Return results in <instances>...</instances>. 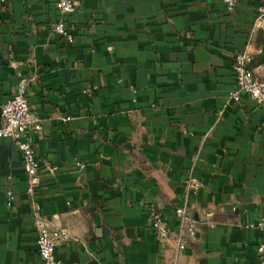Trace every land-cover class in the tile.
Masks as SVG:
<instances>
[{
	"label": "crops",
	"instance_id": "crops-1",
	"mask_svg": "<svg viewBox=\"0 0 264 264\" xmlns=\"http://www.w3.org/2000/svg\"><path fill=\"white\" fill-rule=\"evenodd\" d=\"M263 2L73 0L66 41L51 31L56 0H0V105L25 84L36 156L58 167L29 195L21 153L0 138V264H43L34 201L63 264H261V233L245 225L264 218V104L229 93L235 53L264 72ZM189 169L203 182L186 200L197 230L176 251Z\"/></svg>",
	"mask_w": 264,
	"mask_h": 264
},
{
	"label": "built area",
	"instance_id": "built-area-1",
	"mask_svg": "<svg viewBox=\"0 0 264 264\" xmlns=\"http://www.w3.org/2000/svg\"><path fill=\"white\" fill-rule=\"evenodd\" d=\"M228 13L234 11L237 0H221ZM57 10L62 18L51 24V31L62 37L66 41H71L73 34L66 27L65 18L74 12L73 0H56ZM64 17V18H63ZM264 30V2L260 3L255 10L252 23V31ZM232 71L234 75L235 89L229 93L234 100L240 99V93L247 95L259 104H264V72L257 73L253 66V58L250 52L243 50L233 56ZM89 90H85L87 92ZM0 138L12 141L22 156L23 168L27 175L26 193L35 195L37 188L41 184L40 171L42 168L48 169L51 173L58 170L56 165L48 161L41 162L36 156V152L29 136L30 131L40 132L41 123L31 110V105L26 94V86L23 82L18 87L13 96L0 105ZM76 166L82 168L81 162ZM183 185L185 194L182 202L173 208V216L176 219L177 229L173 235L176 251H180L187 245L188 238L194 237L197 227L196 220L190 213L186 204L188 193H196L203 187V182L196 176L192 169L187 170ZM8 205L11 204L12 195L9 191ZM33 223L36 229V245L38 256L43 264H63L55 255V248L60 242V237L50 229V222L40 213V205L32 203ZM150 216V227L155 237L159 241H165L172 236L168 218L159 210L153 207L148 208ZM246 228H256L260 231V237L256 245L257 259L264 264V218H260L256 223H248Z\"/></svg>",
	"mask_w": 264,
	"mask_h": 264
}]
</instances>
